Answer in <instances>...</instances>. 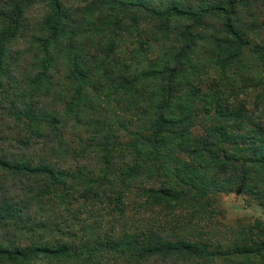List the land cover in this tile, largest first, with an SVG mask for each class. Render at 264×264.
Wrapping results in <instances>:
<instances>
[{
    "label": "trees",
    "instance_id": "trees-1",
    "mask_svg": "<svg viewBox=\"0 0 264 264\" xmlns=\"http://www.w3.org/2000/svg\"><path fill=\"white\" fill-rule=\"evenodd\" d=\"M258 1L0 0V264H264Z\"/></svg>",
    "mask_w": 264,
    "mask_h": 264
},
{
    "label": "rangeland",
    "instance_id": "rangeland-1",
    "mask_svg": "<svg viewBox=\"0 0 264 264\" xmlns=\"http://www.w3.org/2000/svg\"><path fill=\"white\" fill-rule=\"evenodd\" d=\"M239 12L241 15L248 17L251 13H254L256 19L264 21V0H259L257 3L244 4L240 7ZM243 96H240L242 98ZM249 101H252L250 99ZM214 204L218 210H221V216L217 219H212L210 222L202 223V227L207 230H221L222 234L219 236L224 237V241L221 242L223 246H228V243L233 242V236L229 234L228 229L240 228L243 226H249L255 221L264 222V210L257 204L241 193L222 194L215 197ZM179 217L180 214H177ZM197 223V220H195ZM118 229V228H117ZM110 230V229H109ZM120 233V228L118 229ZM216 264H227L223 259H218Z\"/></svg>",
    "mask_w": 264,
    "mask_h": 264
}]
</instances>
